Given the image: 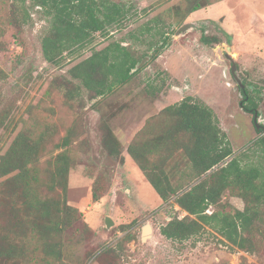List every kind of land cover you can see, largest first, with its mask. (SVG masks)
Segmentation results:
<instances>
[{
	"label": "rangeland",
	"instance_id": "obj_1",
	"mask_svg": "<svg viewBox=\"0 0 264 264\" xmlns=\"http://www.w3.org/2000/svg\"><path fill=\"white\" fill-rule=\"evenodd\" d=\"M128 2L132 7L125 17L106 32H95L90 43L64 52L60 63L52 64L41 54L40 40L49 25L46 12L39 11L41 25L33 28L30 20L22 22L16 13L21 7L19 1L0 0V107L9 110L6 124L0 127V154L22 128L36 135L50 125L53 132L40 160V167H44L46 159L64 150L55 148L54 143L70 131L67 149L75 163L68 171L66 199L80 216L63 232V260L68 264H239L242 258L264 264V258L231 247L207 227L182 241L164 238L159 226L186 213L175 204L174 196L166 203L159 198L129 155L124 162L109 155L101 143L104 126H108L123 140V151L126 139H132L146 120L150 126L139 137L152 139L161 131V124H157L167 121L165 116L154 119L158 112L190 96L211 108L227 135L233 156H240L243 164L264 166V148L256 142L262 133L258 135L254 128V115L240 106L242 94L231 70L234 64L237 78L256 95L257 119L264 126V0H210L209 5L184 19L177 10L184 11L187 0ZM30 3L25 2V6L30 8ZM13 17L18 26L10 24ZM153 18L160 24L155 25ZM188 22L195 24L175 34ZM147 25L154 29L140 32ZM159 27L170 35L152 58L148 42ZM201 34L221 41L204 44ZM113 42H121L138 58L145 53L147 59L141 69L129 82L100 97H88L83 87L68 97L66 89L58 86L67 69L93 49ZM176 139H185L183 132L173 134L167 148H158L163 154L172 153L164 167L174 184L193 185L203 176L191 180V166L176 148ZM156 155L152 157L159 160ZM183 172L188 177L180 178ZM93 185L100 190L96 201L91 195ZM219 203L217 208H243L242 199L228 191ZM214 208L210 206L207 211ZM106 217L111 218V226L105 225ZM145 224L151 226L152 233L143 241Z\"/></svg>",
	"mask_w": 264,
	"mask_h": 264
},
{
	"label": "trees",
	"instance_id": "obj_2",
	"mask_svg": "<svg viewBox=\"0 0 264 264\" xmlns=\"http://www.w3.org/2000/svg\"><path fill=\"white\" fill-rule=\"evenodd\" d=\"M17 1L21 7L16 13L20 14L22 22L30 20L33 28L40 27L35 24V20H39V11L44 10L49 16V25L40 45L43 59L52 64L60 63L64 52L90 43L95 32H106L132 7L128 0ZM25 2L31 7H26ZM209 4L210 0H187L185 10L180 12L178 9L177 13L184 19ZM9 21L18 26L16 17ZM152 21L155 25L160 24L158 18ZM153 29L147 25L140 32ZM155 35L157 39H154ZM168 35L169 31L161 27L152 34L153 38L148 42L152 58L166 45ZM200 41L209 45L218 44L221 40L201 34ZM142 57L134 56L131 49L121 42L107 44L93 49L89 56L68 68L63 83L58 86L66 89L68 97L74 96L81 87L86 89L88 97H100L129 82L141 69L133 70ZM242 94V110L252 115L255 111L258 113L256 95L246 88ZM8 115V108L0 107V127L6 124ZM164 116L167 121L157 124H161V131L152 139L139 137V133L150 126L146 120L136 134L138 136L134 135L126 145L127 153L159 198L166 203L174 196L175 204L186 213L160 225L159 234L168 240L182 241L207 227L231 247L264 258V166L243 164L240 156H233L231 144L218 118L203 102L186 96L163 107L154 119H163ZM254 128L259 135L264 126ZM52 132L50 125L36 135L31 129L22 128L14 135L6 151L0 154V264H68L63 260V232L80 216L77 208L69 205L66 199L68 171L75 160L67 149L71 134L68 131L54 143L55 148L64 150L46 159V166L40 167ZM178 132L185 135V139H176V148L181 150L191 166L189 177L198 180L203 176L193 185L174 184L164 167L172 153L166 151L163 154L158 150L165 149L170 137ZM256 142L264 148V135ZM101 143L109 155L123 160L121 142L108 126H104ZM154 154L159 160H154ZM182 177H188L187 173L183 172ZM225 191L242 199L243 208H217ZM91 195L93 201L99 199L100 190L96 185H93ZM210 206L215 207L211 212L207 211ZM239 264L255 263L242 258Z\"/></svg>",
	"mask_w": 264,
	"mask_h": 264
},
{
	"label": "water",
	"instance_id": "obj_3",
	"mask_svg": "<svg viewBox=\"0 0 264 264\" xmlns=\"http://www.w3.org/2000/svg\"><path fill=\"white\" fill-rule=\"evenodd\" d=\"M195 23H192V22H188V23H184V24H182L177 30H176V32H175V34H180L181 32H183L184 30H186V29H188V28H192L193 27V25H194ZM147 59V56H145V57H143L136 65H135V67L133 68V70H135V69H138V68H140L142 65H143V63L145 62V60ZM234 69H235V66H234V64L232 65V67H231V70L233 71V74H234V78H236V82L238 83V85H239V87L242 89L243 88V84H242V82L237 78V76L235 75V73H234ZM258 114H257V112L255 111L254 112V116H253V123H254V126L258 129V128H260L261 127V124H259V121H258V119H257V116ZM262 134L264 135V129H263V131H262ZM112 220H111V218L110 217H106L105 218V225L106 226H111L112 225ZM151 233H152V228H151V226L149 225V224H145L143 227H142V231H141V239L143 240V241H145L147 238H149L150 236H151Z\"/></svg>",
	"mask_w": 264,
	"mask_h": 264
},
{
	"label": "crops",
	"instance_id": "obj_4",
	"mask_svg": "<svg viewBox=\"0 0 264 264\" xmlns=\"http://www.w3.org/2000/svg\"><path fill=\"white\" fill-rule=\"evenodd\" d=\"M242 1H243V0H242ZM258 14H259V13H258ZM130 139H131V138H130ZM130 139L127 138L126 141L129 143ZM119 140L123 143V140H121L120 138H119ZM121 155H122V158H123L124 162H127V161H128V157H129V156H128L129 154H128L127 151H126V147L123 149Z\"/></svg>",
	"mask_w": 264,
	"mask_h": 264
},
{
	"label": "built area",
	"instance_id": "obj_5",
	"mask_svg": "<svg viewBox=\"0 0 264 264\" xmlns=\"http://www.w3.org/2000/svg\"><path fill=\"white\" fill-rule=\"evenodd\" d=\"M34 15V14H33ZM35 24L37 25V26H40L41 25V23L39 22V20H35ZM178 89V88H177ZM182 89V88H181Z\"/></svg>",
	"mask_w": 264,
	"mask_h": 264
},
{
	"label": "flooded vegetation",
	"instance_id": "obj_6",
	"mask_svg": "<svg viewBox=\"0 0 264 264\" xmlns=\"http://www.w3.org/2000/svg\"><path fill=\"white\" fill-rule=\"evenodd\" d=\"M243 84V83H242ZM245 90V86H244V84H243V88L240 90V93L242 94V92ZM242 96H243V94H242ZM254 115V114H253Z\"/></svg>",
	"mask_w": 264,
	"mask_h": 264
}]
</instances>
